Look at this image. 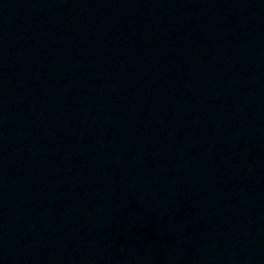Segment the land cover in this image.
I'll list each match as a JSON object with an SVG mask.
<instances>
[{"label": "water", "instance_id": "1", "mask_svg": "<svg viewBox=\"0 0 264 264\" xmlns=\"http://www.w3.org/2000/svg\"><path fill=\"white\" fill-rule=\"evenodd\" d=\"M0 264H264V0H0Z\"/></svg>", "mask_w": 264, "mask_h": 264}]
</instances>
